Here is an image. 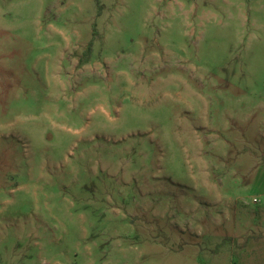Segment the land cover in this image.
Returning <instances> with one entry per match:
<instances>
[{"label": "rangeland", "instance_id": "obj_1", "mask_svg": "<svg viewBox=\"0 0 264 264\" xmlns=\"http://www.w3.org/2000/svg\"><path fill=\"white\" fill-rule=\"evenodd\" d=\"M0 264H264V0H0Z\"/></svg>", "mask_w": 264, "mask_h": 264}]
</instances>
